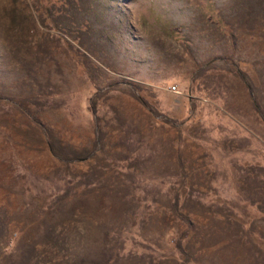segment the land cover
I'll return each instance as SVG.
<instances>
[{
  "label": "rangeland",
  "instance_id": "374dc122",
  "mask_svg": "<svg viewBox=\"0 0 264 264\" xmlns=\"http://www.w3.org/2000/svg\"><path fill=\"white\" fill-rule=\"evenodd\" d=\"M260 237L264 0H0V264H264Z\"/></svg>",
  "mask_w": 264,
  "mask_h": 264
},
{
  "label": "built area",
  "instance_id": "2783aa9c",
  "mask_svg": "<svg viewBox=\"0 0 264 264\" xmlns=\"http://www.w3.org/2000/svg\"><path fill=\"white\" fill-rule=\"evenodd\" d=\"M172 89H175V86H172Z\"/></svg>",
  "mask_w": 264,
  "mask_h": 264
},
{
  "label": "crops",
  "instance_id": "0c3cea01",
  "mask_svg": "<svg viewBox=\"0 0 264 264\" xmlns=\"http://www.w3.org/2000/svg\"><path fill=\"white\" fill-rule=\"evenodd\" d=\"M260 239H262L264 241V238L260 237Z\"/></svg>",
  "mask_w": 264,
  "mask_h": 264
}]
</instances>
